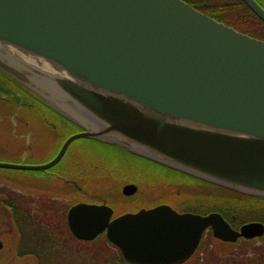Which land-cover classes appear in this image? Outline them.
<instances>
[{
    "label": "water",
    "instance_id": "obj_1",
    "mask_svg": "<svg viewBox=\"0 0 264 264\" xmlns=\"http://www.w3.org/2000/svg\"><path fill=\"white\" fill-rule=\"evenodd\" d=\"M243 1L264 21L256 0ZM0 43L48 65L0 49L1 71L81 127L45 163L0 167L49 168L88 137L264 197L263 39L185 0H0ZM111 215L105 203L78 202L66 221L78 239L104 231L139 264L183 262L207 228L230 242L264 233L261 221L235 229L220 212L167 204Z\"/></svg>",
    "mask_w": 264,
    "mask_h": 264
},
{
    "label": "rangeland",
    "instance_id": "obj_2",
    "mask_svg": "<svg viewBox=\"0 0 264 264\" xmlns=\"http://www.w3.org/2000/svg\"><path fill=\"white\" fill-rule=\"evenodd\" d=\"M226 1L228 0H220L219 2ZM248 17L251 16L249 15ZM234 19L235 18L227 20L232 22L237 28L247 29L248 31L254 30L255 33L259 31V27L261 26V24H259L258 21H254L252 17L248 18V20H253L250 21L252 22L251 24L254 23L252 26H250L249 23H246L247 25L245 24V22L248 21L246 19H242L243 21L239 18H236L238 20ZM3 85L5 86L4 83ZM1 89L4 91H1ZM0 91V162L23 164L45 163L56 154L64 138L77 131V126L75 125H64L61 115L53 109H48L43 106L27 108L24 103H21L19 105L20 107L18 106L15 109H11L9 105L6 104L5 100L14 97L19 99L18 92L14 91L7 84L3 87L1 82ZM14 94H16V96H14ZM21 101L23 102V100ZM26 114L38 124L27 127L28 125L25 122L27 118ZM39 117H43V120L38 121ZM52 124L56 126L53 127ZM71 157L75 158L78 162L77 166L80 169L81 167L88 166L86 168H90L91 171L97 172L96 175L104 176L102 178L98 177L101 180L107 179L105 176L106 171L113 176L122 174L126 177L138 178L141 174L139 172L140 167H147L148 165L143 159L128 154L114 145L90 138H78L70 143L61 162L55 164L50 169H15L0 167V187L13 190H47L58 187L61 183H68V181H65L67 180L66 178L76 177L74 173L67 170V166L72 164ZM124 161H126V163H123ZM62 170H64V174H62L64 179H59L55 176V173H59ZM99 179L94 185H91L93 186L92 189L95 191H91L88 188L89 185L85 187V181L82 182V180H80V185L88 191L86 194L80 193L78 196L75 195L74 197L68 195L71 191L13 192L24 196L29 194L32 201L31 206H33L41 216H43L42 209L46 210L48 214L46 212H44V214L46 213L49 226L54 227L55 225L56 227V216L61 215L63 210L74 200L91 202L89 199H91L92 195L98 194L104 196L108 192H112L111 198L123 199V195L121 196L120 193H118L119 181L115 180L114 182L112 181L111 184H104L101 183ZM108 187H111L112 191H107ZM55 192H61L66 195L64 198H56V196L51 195V197L60 201L58 205L54 206V209L58 210L57 213L50 212L49 210H51V208L43 204V199L41 197L39 199L38 195L40 193L49 195V193L53 194ZM166 192L167 191H136L137 194L134 196V199L137 201L125 200V202L132 204V202L137 203L140 199V203H152L153 199L163 196ZM196 196H201L203 199H199ZM212 196H217V198L228 197L229 199L237 200L234 202H239L240 200L233 192L220 191L216 187L208 186L201 187L197 189V191H192V193H179L176 195L173 193L161 200L171 201L173 203L188 201L187 204L183 203L184 205L182 207L193 211V209H205L200 207V204L208 202L207 197ZM4 197H6L4 193L0 194V264H38L37 260L27 254L28 250L35 249L34 245H31V239L26 240L23 238L22 240L21 234L19 236L18 232V228L22 227L31 235L29 230L26 229L29 228V226L22 225L14 227L13 221L10 220V212L3 203ZM190 200L193 203H190ZM126 207H130V205ZM231 216H233V213L227 212V218H232ZM56 234L58 243L55 251H59V253L62 254H59L57 257L53 256L51 259L47 256L43 258L41 264H102L103 258H107L106 256L109 255V257H113L118 252L117 248L109 243L102 235L92 241H82L72 239L66 231L56 232ZM262 244H264V236L250 239L240 238L234 242H224L214 238L211 232L206 230L202 236L197 252L184 264H196L197 259L203 263L206 258L208 259L206 264H219L218 260L213 259L214 256L223 258L229 256L231 253H240V255L249 256L253 252H257L259 250L258 246ZM47 253H51V251L48 250Z\"/></svg>",
    "mask_w": 264,
    "mask_h": 264
},
{
    "label": "flooded vegetation",
    "instance_id": "obj_3",
    "mask_svg": "<svg viewBox=\"0 0 264 264\" xmlns=\"http://www.w3.org/2000/svg\"><path fill=\"white\" fill-rule=\"evenodd\" d=\"M219 1L220 0H203V11L206 12L207 14L213 16L214 18H224V19H231V18H243L244 19L245 18V15L243 16L242 13L237 14L236 12L235 13L232 12V10H233L232 7L234 5L245 4L243 2V0H228L226 2H219ZM256 1L264 9V0H256ZM245 6H246V4H245ZM244 14H248L251 17L253 15V13L250 9L249 10L246 9ZM247 33L252 35L255 32H254V30H249ZM26 116H27V114H26ZM40 120H43V117H39L38 121H40ZM25 122L28 125L27 127L38 124V123H35L30 116H27ZM64 124H65V122H64ZM68 148H69V146L67 147V149ZM67 149H66V151H67ZM138 158L142 159L140 157H138ZM62 159H63V157L56 164L61 162ZM71 160H72V164H70V166L69 165L67 166V170L74 173L76 177L66 178L67 180H65V181H68V183H66V182L64 184L61 183V184H59L58 187H53V188H50L47 190H37V189L13 190V189H10V191H71V193L70 194L68 193V195L73 196V197L75 195L78 196L80 193L86 194L88 190L86 188H83L79 184V181L80 180L85 181L86 186L89 185L88 188H90L91 185H94V183H96L98 181L97 177H96L97 172L91 171L90 168L87 169L86 167H88V166L81 167V169H80L77 166L78 162L75 160V158L71 157ZM143 160H144V162H146L148 164L147 167H140L141 175L144 177L139 176L138 177L139 179L137 178L138 180H136L135 178L126 177L122 174L117 175V176L115 175L116 177L114 176L117 180H119V183H118L119 184L118 185V191L119 192L118 193H120L121 196L123 195L122 196L123 199H121L122 201L118 198H111L112 192H108L104 196L98 195V194L92 195L91 199H89V200H91V202H88V203H106L107 205H109L112 208L111 218H113V217H115L121 213H124V212H135L141 208L149 209V208L155 207L156 205L161 204V203L168 204L170 207H172L177 212H185V211H188V209L183 208L182 206L184 205L183 203H186L188 201H186V202L181 201V203H179V202L173 203L171 201H165V200H161V199L165 198V197H167V195H170L173 193L176 195L179 193H186L185 191H188V192L197 191V189H199L201 187H207V186L210 187L209 183L202 181L200 179L194 178L193 176H191L189 174L177 171L175 169H171L169 167H166V166H163L161 164L149 161L147 159H143ZM123 163H126V161H124ZM95 168H96V166H95ZM63 172H64V170H62L59 173L56 172L57 174L55 173V176H57V178H59V179H64V176H62V174H64ZM105 176L107 178L106 183L107 184L111 183V181L109 182V180H111V177H109V176H112V174L105 173ZM151 177H153V178H151ZM126 183L136 184L137 185L136 191H167V192L164 193L163 196L156 198L152 203H140V199H139V201L137 203L132 202V204H129V203H126L125 200H127V201H130V200L137 201V200L134 199L135 195H133V194H131V195L122 194L121 188ZM213 187L218 188L220 191H227L226 189H223V188L218 187V186H213ZM90 190L95 191L93 189H90ZM107 191H112L111 187H108ZM38 195H39V199L41 197L44 201H45V199H46V201L56 200V199H54V197H51V195L56 196V198L57 197L58 198H64L66 196L65 194H63L61 192H55L53 194L49 193V195H44V194L40 193ZM25 196H29V194H27ZM57 201H58L57 202V205H58L60 201L59 200H57ZM31 202H30V204H31ZM76 202H78V200L72 201L68 205V207L71 206L72 204L76 203ZM129 205H130V207H126ZM62 214H63V218H64V210H63ZM65 214H66V211H65ZM30 215H31V220L17 219L15 221H13L14 227H18V226H22V225H26V226L28 225L29 227H31V226L38 227L41 225L45 226V225L49 224L48 220L40 219L41 215L38 213V211H36L33 208V206L30 207ZM64 220H65V218H64ZM117 251L118 252L113 257H109L110 256L109 255V256H106L107 258H103L102 264H139V263L131 262V261L125 259L122 255V253L118 249H117ZM27 254L30 255L31 257H33L35 260H37L38 264H41L43 261V258L48 256L49 259H51V257H53V256L57 257V256H59V254H62V253H59V251H53L51 253L34 252V251L31 252L30 251Z\"/></svg>",
    "mask_w": 264,
    "mask_h": 264
},
{
    "label": "trees",
    "instance_id": "obj_4",
    "mask_svg": "<svg viewBox=\"0 0 264 264\" xmlns=\"http://www.w3.org/2000/svg\"><path fill=\"white\" fill-rule=\"evenodd\" d=\"M186 1L193 4L195 7L203 10V0H186ZM232 8H233L232 10L233 13L236 12L237 14L242 13L243 16L245 15L244 20L245 19L248 20V18H251V17H248L249 16L248 14H244L246 9L249 10L248 7L245 6V4H240V5L236 4ZM252 17L254 21L255 19H257L258 23L262 25L259 27L260 28L259 31H257V33L253 35L264 39V23L261 20H259L254 14L252 15ZM217 19L220 21L226 22L230 24L231 26L237 28V26L232 24V22L228 21L227 19H224V18H217ZM239 19L242 20L243 18H239ZM250 21H253V20H248L247 22H245V24L249 23L250 26H252L254 23L251 24L252 22ZM241 30L248 32L247 29L245 30L241 28ZM5 76L7 75H4V73L0 72V82L2 86L5 87L7 84L14 91L18 92V95H19V99L14 97V98H7L5 100L6 104L9 105L11 109L17 108L21 103H24L25 107L27 108H31L35 106L37 107L46 106L43 104V102L38 97H36L30 91L21 87L13 79H9L8 76L6 78ZM3 83L5 84V86L3 85ZM1 91H4V90L1 89ZM14 96H16V94H14ZM21 100H23V102ZM139 172L141 173V170ZM141 176L142 175L140 174V177ZM2 193L6 195V197H4L3 203H4V206H6L10 212L11 221H15L17 219L31 220L30 207L32 206L30 204L31 198L29 196H24L22 194H18L13 191H10L9 189H6L4 187H0V194ZM236 196L241 201L239 200V202H234L237 200L229 199L228 197L227 198L226 197L217 198V196L207 197L208 202H203L200 204V207H203L205 209L203 210L193 209V211L205 213L210 210H216V211H220L225 218H227V212L233 213V216H231L232 218H227L233 225H238L240 223H243L249 220H259L264 223V197H252V196L247 197L246 195H240V194H236ZM196 197L199 199H203L201 196H196ZM57 202L58 201L56 200H50V201H44L42 203L48 206L49 208H51V210H49L50 212L57 213L58 210L54 209V206L57 205ZM190 203H193V202L190 200ZM225 208H229V209H225ZM42 211H43L42 213L43 216H41L40 219L48 220L46 218L47 211L43 209ZM44 212L46 213L44 214ZM245 215H247L248 217ZM56 217H57L56 227L55 225L54 227H51L48 224L45 226L44 225H41L38 227L31 226L29 228H26L27 230H29L31 235H29V233L26 232L24 228L22 227L18 228L19 236L21 234L22 240L23 238L26 240L31 239L30 241L31 245H34L35 247V249L30 250L31 252L32 251L47 252L48 250L51 252L55 251L57 249V243H58L56 232L58 233V232L66 231L70 235V237L73 238V236L70 234L66 226V222L63 218V214L58 215ZM258 249L259 250L257 252H253L249 256H243V255H240V253H237V254L235 253L236 255L231 253L229 256H225L223 258L220 256H219L220 258L219 257L217 258L214 256L213 259L218 260L219 264H264V244L259 245ZM30 251L28 250L27 253H29ZM207 261H208L207 258L205 262L203 263L198 261L197 259L196 264H206Z\"/></svg>",
    "mask_w": 264,
    "mask_h": 264
},
{
    "label": "bare ground",
    "instance_id": "obj_5",
    "mask_svg": "<svg viewBox=\"0 0 264 264\" xmlns=\"http://www.w3.org/2000/svg\"><path fill=\"white\" fill-rule=\"evenodd\" d=\"M0 49H2L3 51H7L9 54L14 55L15 57L19 58L22 61H26V62L32 63L34 65H41L42 67H45V68L48 67V65L46 63H44L43 61L38 60L37 58L30 57L29 55H25L23 53H20V52H18L17 50L13 49L10 46H5V45H2L0 43ZM92 187L93 186H90L89 189H92Z\"/></svg>",
    "mask_w": 264,
    "mask_h": 264
}]
</instances>
